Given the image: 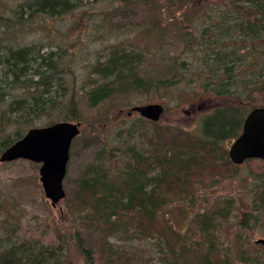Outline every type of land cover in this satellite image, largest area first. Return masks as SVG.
<instances>
[{"label":"rangeland","instance_id":"374dc122","mask_svg":"<svg viewBox=\"0 0 264 264\" xmlns=\"http://www.w3.org/2000/svg\"><path fill=\"white\" fill-rule=\"evenodd\" d=\"M20 1L22 0H0V46L17 48L35 44L42 46L40 49H61V64L66 70V82L72 85L69 92H80L77 94L76 117L71 121L81 122V132L74 138L70 149L64 178L66 196L55 207L45 196L39 179L40 163L26 159L0 161V241L2 237L13 236L18 243H37L36 245L53 252V263L49 264H216L215 259L220 258L225 251L229 252L228 264H245L240 261L238 255L242 250L248 251L247 254L252 259L260 256L261 261L255 260V263L251 262V264H264V244L255 242L256 239L264 237L260 228H264V222L258 225L259 228L250 231L241 229L237 224L241 213L231 214L220 223L217 236L214 238L216 245L215 250L212 251L214 257L211 263L202 260L208 250L204 239L200 244L199 239L194 235L188 239L190 247H183L180 242L183 234L170 232L165 225L167 216L163 214L149 228L147 224L142 227L138 221L133 223L128 221L129 223L124 227L115 229L116 232L105 229L103 223L91 226L76 218V213L82 206V196L77 193V180L95 161L101 162L104 166H111V156H115L118 160L117 167L122 168L123 164L129 161L127 155L121 152L127 145H134L144 151L151 149L149 138L156 132L155 124L139 120L137 112L128 115L132 106L151 102L165 103L167 110L157 122V129L171 128L167 135L184 132L197 137L203 117L220 100L213 93H202L192 103L182 101V105L177 106L178 99L187 95L190 98L195 97L184 87L185 81H183L163 92L129 93L128 97L112 98L97 107H91L86 103L83 92L88 86L113 78V76L105 77L95 71V67L98 63H105L115 47L119 52L125 50L147 52L144 57L146 61L152 58L150 51L154 54L152 49L154 46H151L155 43L153 39L139 38L128 34L127 31L119 32L117 35L115 30L127 29L130 24L149 20L155 17L158 10L154 7L143 8L132 3L121 7L120 0H84V9L55 17L33 14L32 17H27L29 20L24 15L25 20L18 22L14 17ZM199 2L201 4L195 14H189L188 6L184 5V14L167 27L166 35L161 39L164 51L192 53L187 44L183 43L184 36L175 29L177 26L175 24L178 23L179 28L184 26L185 32L189 34L198 32V36L207 29L204 36L196 38L207 47L208 41L204 39L206 36L210 37L208 51L217 50L226 43L234 47L251 44L252 53L259 59V53L264 51V34L254 39L252 37L249 42L250 35L246 30H237L234 35L230 31L227 35L222 31L219 32L220 27H224L227 22H239V16L243 12L238 13L237 9H229L230 0H199ZM235 2L246 7L245 11L254 7L249 0H235ZM82 10H90L91 13L84 15L81 13ZM243 15L246 19H254L253 15L247 13ZM192 16L197 19L195 23L188 19ZM102 23L111 30L108 36L103 35V26H99ZM247 55L250 56L249 53ZM262 65L264 72V60ZM154 66H156L154 63L149 65L150 72L156 71ZM2 75L3 67L0 64V85H2L0 89L5 92L4 101L0 103V119L4 117L0 121V135L5 136L15 130L24 129L23 125L9 122L3 114L8 102L24 94L26 90L21 87H9ZM190 76L186 74L185 79L192 80ZM252 96L254 105L264 106V92L256 91ZM241 99L244 100L240 102L242 107L250 109L253 106L249 103L250 97H241ZM52 116L57 117L56 114ZM49 118L51 117L44 116L35 120L33 126H43ZM28 128L26 127L23 132ZM225 145L228 153L231 142ZM249 163L251 165L244 164L237 169L233 163L225 160L221 162L209 159L196 170V176H193L195 181L200 180L196 185L199 189L194 191L196 194L194 206L186 208L183 204L174 202L167 208L170 210L169 221L178 229H182L181 232H185L187 221L199 207L236 196L237 170L252 177V170L260 169L257 161ZM233 176L234 178H228ZM250 198L249 194L245 196L244 204L250 201ZM234 200L238 211L241 210L243 204L240 198ZM193 234L195 230L192 231ZM3 249L5 248L0 245V251Z\"/></svg>","mask_w":264,"mask_h":264},{"label":"trees","instance_id":"16d2710c","mask_svg":"<svg viewBox=\"0 0 264 264\" xmlns=\"http://www.w3.org/2000/svg\"><path fill=\"white\" fill-rule=\"evenodd\" d=\"M120 1L121 7L132 3L143 8L154 7L158 10L155 17L149 20L130 24L127 29L115 30L117 35L119 32L127 31L128 34L139 38L153 39L155 43L151 46H154L152 48L154 54L150 51L152 58L146 61L144 57L147 52L131 50L119 52L115 47L107 61L98 63L95 67V71L105 77L113 76V78L85 88L83 94L86 103L91 107H97L112 98L128 97L129 93L163 92L183 81H185L184 87L195 97L190 98L187 95L178 99L177 106H181L182 101L192 103L202 93H213L218 96L220 102L203 117L197 137L184 132L167 135L171 128L157 129L158 121H151L137 114L139 120L155 124L156 132L149 138L151 149L144 151L134 145H127L121 152L127 155L129 161L123 164L122 168L117 167L118 160L115 156H111V166H104L101 162L95 161L77 180V193L82 196L83 207L81 206L78 214L76 213V218L91 226L103 223L105 229L116 232L115 229L133 221H138L142 227L147 224L149 228L163 214L167 216L165 225L168 230L183 234V239L180 240L183 247L186 243H190L188 239L194 235L199 239L200 244L204 239L208 250L202 260L211 263L214 257L212 251L215 250L216 245L214 238L223 220L231 214L241 213L237 224L241 229L248 231L259 228L258 225L264 222V160L250 158L242 164H234L228 156L225 145L238 136L246 114L256 107L252 102V95L256 91L264 92V72H262L264 51L259 53V59L252 53L251 44L234 47L226 43L217 50L208 51L209 36L204 39L208 41L207 47H204L196 38L198 32L189 34L185 32L184 26L179 28L178 23L175 24L177 25L175 29L184 36L183 43L187 44L192 53L164 51L161 39L166 35L167 27L184 14V5L188 6L189 14H195L201 2L199 0ZM249 1L254 7L245 11L246 7L238 5L235 0H230L229 9H237L238 13H243L239 16V22H227L224 27H220V33L222 31L227 35L230 31L234 35L237 30H246L250 35L249 42L252 37L254 39L264 34V0ZM83 7H85L84 0H22L16 8L14 19L18 22L24 21V15L30 18L33 14L55 17ZM89 11L82 10L81 13L85 15L91 13ZM246 13L253 15L254 19H246L243 15ZM188 19L192 23L197 20L193 16ZM99 26H103V35L108 36L111 32L110 28L103 23ZM206 32L207 29L200 32L198 37L201 38ZM40 47L42 46L35 44L17 48L0 46V64L3 67L2 76L5 83L9 87H21L26 90L24 94L8 102L3 115L9 122L23 125L24 129L33 126L35 120L44 116L51 117L44 124L46 125L58 120H72L77 113V94L80 92H69L72 85L66 82V70L61 64V49L47 50ZM248 53L250 56L247 55ZM151 63L156 65L155 72H150L148 69ZM137 64L143 67H138ZM186 74H190L192 80L185 79ZM4 93L0 89V103L4 101ZM241 97H250L249 103L253 106L250 109L242 107L240 102L244 100ZM164 107L166 111L167 104L164 103ZM53 114L57 117H53ZM23 130L18 129L5 136L0 135V152L21 138L25 133ZM209 159L221 162L225 160L233 163L237 169L244 164L257 161L260 169L259 171L253 169L252 177L244 174L245 172L234 171L238 182H235L238 187V190L235 187L238 191L236 196L199 207L187 221L186 231L181 232L182 229H178L169 221L170 210L167 208L174 202L181 203L186 208L194 206L196 202L194 191L199 189L196 185L200 180L195 181L193 176H196V170ZM248 194L249 197L251 196L250 201L244 204L243 198ZM236 198H240L243 204L239 211L234 200ZM260 228L264 235V228ZM194 230L195 234L192 235ZM17 243L13 236L2 237L0 245L5 249L0 251V264L53 263L54 254L47 248L36 245L37 243ZM247 253L248 251L245 250L238 252L239 259L243 263L261 261L260 256L252 259ZM228 255V251L223 252L220 258L215 259L216 264H228Z\"/></svg>","mask_w":264,"mask_h":264},{"label":"water","instance_id":"95a60500","mask_svg":"<svg viewBox=\"0 0 264 264\" xmlns=\"http://www.w3.org/2000/svg\"><path fill=\"white\" fill-rule=\"evenodd\" d=\"M132 112L158 121L164 112V106L158 102L137 104L130 108L128 114ZM80 126L79 121L61 120L44 126L30 127L21 138L0 153V161L24 158L41 163L40 181L45 196L55 207L66 194L63 180L71 143L80 133ZM228 154L236 164L253 157L264 159V106L249 111L243 120L240 134L230 145ZM256 242L264 243V238H259Z\"/></svg>","mask_w":264,"mask_h":264},{"label":"bare ground","instance_id":"6f19581e","mask_svg":"<svg viewBox=\"0 0 264 264\" xmlns=\"http://www.w3.org/2000/svg\"><path fill=\"white\" fill-rule=\"evenodd\" d=\"M253 109V108H252ZM251 109V110H252ZM241 130H242V128H241ZM241 132V131H240ZM253 158H256V159H262V158H257V157H253ZM250 159V158H249ZM252 159V158H251ZM231 160V159H230ZM262 160H264V159H262ZM232 161V160H231ZM233 162V161H232ZM234 163V162H233ZM234 164H236V163H234ZM184 247L186 248V247H190V243H186V245H184ZM188 250H190V249H188Z\"/></svg>","mask_w":264,"mask_h":264}]
</instances>
